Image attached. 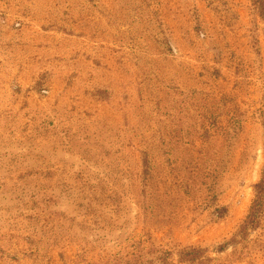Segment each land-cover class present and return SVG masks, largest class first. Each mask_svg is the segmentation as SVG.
<instances>
[{
    "label": "rangeland",
    "instance_id": "1",
    "mask_svg": "<svg viewBox=\"0 0 264 264\" xmlns=\"http://www.w3.org/2000/svg\"><path fill=\"white\" fill-rule=\"evenodd\" d=\"M263 168L255 0H0V264H264Z\"/></svg>",
    "mask_w": 264,
    "mask_h": 264
},
{
    "label": "trees",
    "instance_id": "2",
    "mask_svg": "<svg viewBox=\"0 0 264 264\" xmlns=\"http://www.w3.org/2000/svg\"><path fill=\"white\" fill-rule=\"evenodd\" d=\"M258 11L264 20V0H255ZM146 163L148 161L146 160ZM255 197L252 205L249 209L248 215L243 220L231 242H228L220 247L221 251L226 249L229 245H235L240 243L243 239H246L252 230H256L261 226L264 216V168L262 171L261 179L255 184ZM204 250L201 248H187L180 251L179 256L181 261L190 262L195 264L198 261L199 264H203L202 255Z\"/></svg>",
    "mask_w": 264,
    "mask_h": 264
}]
</instances>
